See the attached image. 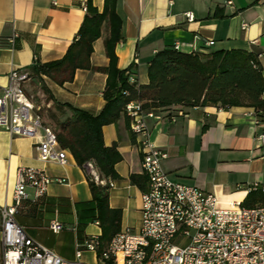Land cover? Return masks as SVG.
<instances>
[{
	"label": "crops",
	"instance_id": "crops-1",
	"mask_svg": "<svg viewBox=\"0 0 264 264\" xmlns=\"http://www.w3.org/2000/svg\"><path fill=\"white\" fill-rule=\"evenodd\" d=\"M103 3L91 0L98 12ZM188 13L193 15L192 21H187ZM116 14L121 20V40L115 46L117 68L130 70L135 86L148 83L147 65L154 54L175 45L180 53L205 57L215 52L251 54L264 76V0H117ZM84 15L82 0H0V97L13 70L27 69L35 61L43 64L61 59ZM14 34L11 46L9 40ZM107 36L104 24L100 38L93 43V67L108 65L104 48ZM208 42L213 44L207 46ZM105 81L106 75L101 72L77 70L73 81L62 86L43 77L48 95L40 83L36 86L30 79L24 90L41 107L45 123L42 112L54 110L56 104L66 106L59 120L70 116L67 106L97 114L104 105ZM33 85L37 99L28 92ZM146 125L150 141L166 154L161 167L168 178L213 195L220 207L242 203L253 186H264L263 146L257 140L264 132V110L176 105L147 118ZM102 139L106 147L115 144L122 157L115 165L119 179H105L113 183L108 192L109 207L121 210V229L136 231L144 192L130 182L132 175L144 176L137 138L120 117L102 128ZM37 141L12 137L0 130V208L12 205L16 172L21 167L63 178L65 184L52 183L37 199L33 189L26 188L27 199L14 219L32 240L52 250L66 264H77L78 247L82 264H101L96 252L83 247L88 238L101 234L98 223L92 221L91 193L84 170L69 151L65 165L41 161L35 150ZM52 222L63 229L52 232Z\"/></svg>",
	"mask_w": 264,
	"mask_h": 264
},
{
	"label": "built area",
	"instance_id": "built-area-1",
	"mask_svg": "<svg viewBox=\"0 0 264 264\" xmlns=\"http://www.w3.org/2000/svg\"><path fill=\"white\" fill-rule=\"evenodd\" d=\"M86 10V0H82ZM187 21L193 15L185 14ZM243 28L246 27L244 24ZM16 34L9 44L12 46ZM213 42L206 45L211 46ZM178 50V46H174ZM29 80L25 70H13L0 97V130L12 137L38 138L35 150L43 162L67 163L66 150L59 147L55 131L44 123L41 107L34 104L25 90ZM130 84L134 82L129 75ZM124 114L129 131L137 138L141 169L147 179V189L141 195V220L138 230L121 229L99 254L101 264H264V204L246 208L233 202L222 208L211 194L195 186L171 181L161 167L166 154L149 139L147 118L141 103L130 102ZM252 123L256 120L252 118ZM263 146L264 132L257 136ZM86 173L101 186H113L100 180L93 164L84 165ZM52 183L65 184L63 178H51L41 170L19 168L13 189L12 205L0 208V264H66L52 250L32 240L14 219L18 208L27 199L26 188H32L34 198L45 194ZM253 186V189H257ZM264 195V186L258 188ZM52 232L63 227L52 222ZM97 253V237L83 245ZM82 250L75 252L77 264H82Z\"/></svg>",
	"mask_w": 264,
	"mask_h": 264
},
{
	"label": "trees",
	"instance_id": "trees-1",
	"mask_svg": "<svg viewBox=\"0 0 264 264\" xmlns=\"http://www.w3.org/2000/svg\"><path fill=\"white\" fill-rule=\"evenodd\" d=\"M116 3L117 0H104L103 9L98 12L91 0H86L82 23L63 57L43 64L35 61L24 69L29 73L30 80L40 83L46 95L49 92L42 84L43 77L62 86L73 81L77 70L98 71L106 75L102 91L104 105L97 114L67 106L70 116L59 120L66 106L56 104L54 110H48L50 120L55 125L59 147L70 152L87 176L91 193L89 205L94 213L92 221H96L101 230L100 236H97L98 257L111 238L121 230L122 213L109 207L110 187L96 184L86 173L84 165L92 163L100 180L119 179L115 165L122 157L115 144L110 147L103 144L102 128L123 117L129 129V120L124 114L128 103L138 101L144 112L154 114L169 111L176 105L212 106L217 109L250 107L256 112L264 110V76L256 58L240 51L215 52L205 57L167 48L154 54L149 61L146 85L130 84L128 77L133 73L117 68L115 46L121 40V20L116 14ZM104 24L108 28L104 48L109 62L107 67L96 68L92 66L90 56L93 43L100 38ZM130 182L145 191L144 176L132 175ZM263 204L264 195L258 188L249 191L241 203L246 208Z\"/></svg>",
	"mask_w": 264,
	"mask_h": 264
},
{
	"label": "rangeland",
	"instance_id": "rangeland-1",
	"mask_svg": "<svg viewBox=\"0 0 264 264\" xmlns=\"http://www.w3.org/2000/svg\"><path fill=\"white\" fill-rule=\"evenodd\" d=\"M30 81H33V80H30ZM33 82H35L34 85L39 86L36 81H33ZM34 85L32 86L31 91L28 90V92H29L30 95H32L34 97V99H37V97L35 95L36 91H35ZM42 115H43V118L45 120V123L54 130L55 129V125H54L53 121L50 120V112L47 109H44V111L42 112Z\"/></svg>",
	"mask_w": 264,
	"mask_h": 264
}]
</instances>
